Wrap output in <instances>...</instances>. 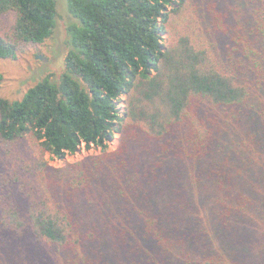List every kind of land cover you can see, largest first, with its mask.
<instances>
[{"label":"trees","instance_id":"obj_1","mask_svg":"<svg viewBox=\"0 0 264 264\" xmlns=\"http://www.w3.org/2000/svg\"><path fill=\"white\" fill-rule=\"evenodd\" d=\"M227 1L65 0L64 71L0 94V264H264V0ZM8 13L0 59L59 17ZM115 133L136 163L49 167Z\"/></svg>","mask_w":264,"mask_h":264},{"label":"rangeland","instance_id":"obj_2","mask_svg":"<svg viewBox=\"0 0 264 264\" xmlns=\"http://www.w3.org/2000/svg\"><path fill=\"white\" fill-rule=\"evenodd\" d=\"M59 17L57 27L48 40L42 44L27 46L21 50L14 58L0 59V72L3 74V81L0 94L10 100L20 99L23 93L47 74H53L59 77L64 71V59L68 51L65 43L66 24L68 21L65 0H57ZM192 6L197 9L198 14L201 11L214 9L222 12L229 10L227 0H193ZM14 14L8 13L0 17V35H6L13 22ZM163 141L156 144L157 149ZM129 144V142L127 143ZM126 144V145H127ZM124 146L123 137L120 133H115L114 137L107 143L106 148L92 146L80 148L76 153L67 154L63 158L53 157L46 154L49 167L52 170H64L74 165L77 169L93 168L95 163L106 156H114ZM124 150V151H125ZM120 158L109 160L106 164L110 169L116 165H122L124 160L130 163H136L135 154L129 147L125 155H118ZM153 162L154 159H148ZM105 161V159L103 160Z\"/></svg>","mask_w":264,"mask_h":264}]
</instances>
